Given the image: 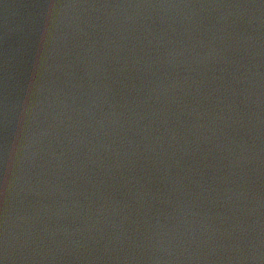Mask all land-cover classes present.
<instances>
[{
    "label": "water",
    "instance_id": "obj_1",
    "mask_svg": "<svg viewBox=\"0 0 264 264\" xmlns=\"http://www.w3.org/2000/svg\"><path fill=\"white\" fill-rule=\"evenodd\" d=\"M0 264H264V0H0Z\"/></svg>",
    "mask_w": 264,
    "mask_h": 264
}]
</instances>
